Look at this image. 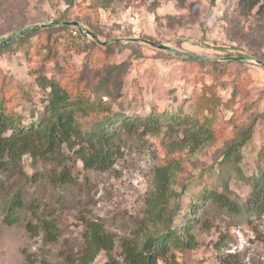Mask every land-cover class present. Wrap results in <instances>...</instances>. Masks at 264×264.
I'll use <instances>...</instances> for the list:
<instances>
[{
	"label": "rangeland",
	"instance_id": "374dc122",
	"mask_svg": "<svg viewBox=\"0 0 264 264\" xmlns=\"http://www.w3.org/2000/svg\"><path fill=\"white\" fill-rule=\"evenodd\" d=\"M105 3L109 6L103 7ZM90 4L79 0L68 8L65 0H0V93L8 107L26 125L35 121V111L44 108L49 91L37 79L42 74L60 80L72 95L84 94L96 104L107 102L112 114L144 117L151 111L163 114L180 108L183 123L172 136L167 131L121 128L120 152L106 171L86 169L64 146L57 158L26 154L19 170L0 172V264H80L93 224L117 241L112 251L101 249L91 264L108 263L110 254L123 263L121 240L142 243L155 227L148 208L155 169L178 161L172 187L181 190L199 173L215 169L225 146L257 120L252 140L242 148L243 173L233 171L228 177L232 198L243 204L249 196L247 177L256 173L264 132V0ZM49 24H69L81 35L56 29L18 42ZM131 38L161 42L175 50L156 49ZM91 41L98 46L92 47ZM10 43L12 49L4 48ZM125 61L128 65L117 78L119 88L111 82L107 91L102 90L108 67ZM99 115L79 120L89 129ZM207 117L215 137L198 146L190 144L187 129ZM64 174L73 181H59ZM200 181V186L223 188L215 175ZM189 200L188 192L178 218L187 211ZM176 201L172 197L171 202ZM204 207L207 212L193 229L197 245L174 249L178 262L264 264V213L247 218L212 200Z\"/></svg>",
	"mask_w": 264,
	"mask_h": 264
},
{
	"label": "trees",
	"instance_id": "16d2710c",
	"mask_svg": "<svg viewBox=\"0 0 264 264\" xmlns=\"http://www.w3.org/2000/svg\"><path fill=\"white\" fill-rule=\"evenodd\" d=\"M65 2L70 8L76 5L79 0H65ZM90 2L91 6L99 4V0H90ZM102 6L107 7L109 3ZM61 19L63 20V18ZM36 28L35 31L21 37L18 42H27L33 35L41 32L51 34L56 29L69 30L71 33L76 32L79 36L81 35L76 27L69 26V24H49L43 28ZM90 45L98 46L95 41H91ZM12 46L13 43H10L4 48L12 49ZM46 46L48 50L53 48L48 44ZM107 46L108 49L111 48L110 45ZM126 65H128L127 61L110 65L100 82V88L107 91L111 82H114L113 85L116 87L119 82L117 78L126 69ZM37 79L43 88H49V91L43 100L44 108L35 111L37 119L27 123L28 125L24 123L25 119H22L19 113L8 107L5 102V94L0 93V172L19 170L22 158L26 154L36 157L51 155L57 158L61 155L64 146L68 150H72L82 160L86 169L106 171L113 167L120 152L121 146L117 139L120 138L121 128H125L129 132L142 128V132L152 134L167 131L166 135L172 136L177 125L181 126L183 123L180 108L165 110L163 114L151 111L144 117L112 114L107 102L100 100L96 104L90 102L84 94L72 95L68 87L56 78L40 74ZM116 92L115 96H117ZM208 100L206 98V102ZM93 113L100 114L101 118L96 121L95 126H90L89 129L84 128L83 123L79 120L80 117ZM207 118L204 123L196 122L193 126L194 129H187L190 132L187 135L190 144L198 146L215 137L212 121L209 117ZM261 118L264 119V113ZM255 121L257 120L242 129L236 140L225 146L221 151L222 159L215 169L199 173V177H193L186 184L181 185V190L172 187L178 176L175 171L180 165L178 161H168L162 167L155 169L153 188L148 197V208L155 226L153 231L148 233L142 243L121 240L123 263L110 254V261L106 264H159L160 261L164 264H182L176 260L173 250L196 247L197 239L193 234V229L199 224L200 216L207 212L204 203L209 200L219 207L244 214L247 218L263 214L264 132L260 137L261 148L256 161V173L247 177L251 184L247 200L240 204L237 199L231 197L232 193L228 186V177L231 172L243 173L239 166L243 156L242 148L253 138ZM171 147L175 148L173 145ZM213 175L223 187L220 191L213 185L200 186V179H203L204 176L211 178ZM59 181L71 182L73 177L70 174H64ZM188 192L190 193L188 209L178 218L183 208V196ZM172 197H177L175 204L171 202ZM196 211H200L199 217L195 215ZM86 236L88 246L84 250L80 264H91L101 249L112 251L117 241L113 235L105 232L96 224L91 225Z\"/></svg>",
	"mask_w": 264,
	"mask_h": 264
},
{
	"label": "water",
	"instance_id": "95a60500",
	"mask_svg": "<svg viewBox=\"0 0 264 264\" xmlns=\"http://www.w3.org/2000/svg\"><path fill=\"white\" fill-rule=\"evenodd\" d=\"M78 25V24H76ZM132 41H140V42H145L147 44H149L150 46L156 48V49H160V50H166V51H174L175 49L169 45H166L164 43L161 42H157V41H153V40H149V39H143V38H131ZM262 63V62H260ZM264 64V63H263Z\"/></svg>",
	"mask_w": 264,
	"mask_h": 264
}]
</instances>
